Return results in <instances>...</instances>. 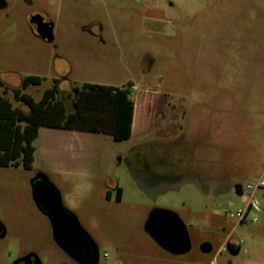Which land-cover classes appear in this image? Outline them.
<instances>
[{
    "label": "rangeland",
    "instance_id": "374dc122",
    "mask_svg": "<svg viewBox=\"0 0 264 264\" xmlns=\"http://www.w3.org/2000/svg\"><path fill=\"white\" fill-rule=\"evenodd\" d=\"M170 1L191 10L189 15L154 32L157 28L141 25L134 3L136 10L128 14L110 0H0V81L5 84L0 94L27 75L42 78L23 90L35 100L64 74L69 81L61 83L62 90L83 82L130 80L136 109L151 113L147 93L164 95L166 109L179 110L176 122L184 125L167 136L158 128L142 134L135 128L121 142L83 132L91 141L83 149L99 154L92 167L75 160L67 171L59 170L57 157L37 160L31 169L0 166V224L5 230L0 264H14L26 253L40 264H77L55 242L48 217L33 200L38 173L48 178L97 248L96 264H208L219 248L226 249L227 236L239 250H222L217 264H264V211L255 213L256 222L251 214L237 222L221 209L227 203L238 209L246 200L229 188L231 182L264 178V0ZM37 16L52 24V41L33 28ZM7 97L14 106L20 104L11 92ZM181 109L187 117L179 116ZM142 135L177 141L175 175L157 177L150 170L140 178ZM61 143L51 139L48 146L57 149ZM197 154L210 176L203 190L188 175L196 171ZM214 178L218 189L211 194L206 185L212 190ZM112 180L122 189L118 198L114 188L105 195ZM156 207L174 211L185 223L188 252L172 255L146 234L144 222ZM203 242L211 244L210 252L201 251Z\"/></svg>",
    "mask_w": 264,
    "mask_h": 264
},
{
    "label": "trees",
    "instance_id": "16d2710c",
    "mask_svg": "<svg viewBox=\"0 0 264 264\" xmlns=\"http://www.w3.org/2000/svg\"><path fill=\"white\" fill-rule=\"evenodd\" d=\"M61 80L54 78L38 100L23 90L29 85H39L42 82L40 76L27 75L19 86H5L8 91L4 89L0 94V166L31 169L35 150L33 141L40 126L108 134L114 141L130 137L132 82L122 86L83 82L62 97ZM0 85L5 84L0 81ZM9 92L19 105L14 106L9 100ZM241 184L234 185L236 193L240 192Z\"/></svg>",
    "mask_w": 264,
    "mask_h": 264
},
{
    "label": "crops",
    "instance_id": "0c3cea01",
    "mask_svg": "<svg viewBox=\"0 0 264 264\" xmlns=\"http://www.w3.org/2000/svg\"><path fill=\"white\" fill-rule=\"evenodd\" d=\"M111 4L120 9H124L130 13H134L133 3L138 6V10L136 12L140 15L141 25L149 28H157L154 32H158L162 28L168 26L172 27L171 23H175L179 20V18L186 17L189 15L187 10L188 8H184L181 5L174 6V4L170 0H110ZM199 2V0H193V2ZM218 23V20L215 21ZM171 24V25H170ZM95 26L99 27V30L102 28L101 24L95 22ZM62 80L59 82V88L61 90V96L64 97L66 92H72L74 87L63 89L62 82L69 81L66 74L61 75ZM127 82H131L130 80L124 81L120 84H107L113 86H122ZM68 84H70L68 82ZM67 84V85H68ZM71 85V84H70ZM69 85V86H70ZM72 91H69L71 90ZM131 89H134V84L132 83ZM132 94V91H131ZM145 100L148 106L151 107L150 112L147 114H142L139 109H136L135 102L133 100V116H132V126H131V135L129 138L121 140L126 141L129 140L133 132L136 128L137 134H142L147 128H158V132L163 136L165 133H175L177 129H183V124H180L177 121L178 111L177 109H171V111L166 109V106L169 105L168 99L164 95H158L157 93H147L145 96ZM154 112V113H153ZM179 116L187 117V111L185 109L180 110ZM83 132L80 130H71V129H60V128H52L46 126H40L38 129V134L36 139L33 141L34 145V159L33 164L36 163L37 160L44 161L48 158H58V169L67 171L69 169V165H72L75 160H80L81 167L94 166V162L96 163V159H98V152L96 150H92L91 148H87L89 151H85L83 148L85 145V141L91 142L85 138H83ZM108 135V134H107ZM111 139L113 137L109 135ZM150 135H142L140 140H146L138 145L140 149L137 151L138 154V168L137 172L140 178L143 180V176L145 172L153 170L154 174L157 173V177L159 176H167V175H175L174 169L177 168L179 150H177V141L172 140L170 138H159V139H150ZM167 136V135H166ZM51 139L60 140L62 143L58 146L57 149H51L48 146V143ZM117 141V142H121ZM186 141V140H185ZM189 141V140H188ZM76 142L79 143V147L75 146ZM149 146H146V145ZM176 146V147H175ZM152 150V153L147 152L146 150ZM150 155H153L154 158L151 159ZM189 156V150L187 153ZM194 156L189 157V161L193 160ZM196 160H193L196 163V171H192L189 173V177L191 180H194L195 184H197L200 189L201 186H204V183L207 184L209 181V177L207 176L208 172L206 171V166H204V161L199 158V154L195 156ZM113 161V160H112ZM122 161V157L119 156L118 160H115L114 163L119 164ZM84 165V166H83ZM68 166V167H67ZM154 168V169H153ZM57 169V170H58ZM129 169L134 170L135 168L130 167ZM156 169V170H155ZM52 170V169H51ZM62 172V171H61ZM151 173V172H150ZM159 179V178H158ZM214 183L211 188L208 189L206 185V192L213 194L218 188V180L214 178ZM236 183H240V181L235 180L231 182L230 189L235 193L234 185ZM230 184V180L228 182ZM109 188L105 191V195L108 191V196H111V189L114 188L117 192H121L122 189L119 185V182L116 180H112L109 184ZM203 190V189H202ZM224 245L226 246V251H229L231 254H235L239 250V244L237 241H231L228 236L224 239ZM159 247V246H158ZM161 249V248H160ZM163 250V249H162ZM216 254V252H215ZM214 254V255H215Z\"/></svg>",
    "mask_w": 264,
    "mask_h": 264
},
{
    "label": "water",
    "instance_id": "95a60500",
    "mask_svg": "<svg viewBox=\"0 0 264 264\" xmlns=\"http://www.w3.org/2000/svg\"><path fill=\"white\" fill-rule=\"evenodd\" d=\"M32 26L38 35L50 42L52 36V24L37 16L32 19ZM36 184L32 185V196L36 206L43 214H45L51 224L53 238L55 242L65 251L67 246L61 236L63 234L78 231L85 234V231L79 225L76 217L61 202L60 196L55 187L50 183L48 178L38 173L34 178ZM33 183V182H32ZM144 231L146 234L164 251L172 255H181L188 252L191 248L190 238L185 226L179 215L170 209L153 208L145 222ZM5 230L0 224V237L4 236ZM89 239V238H88ZM90 242H92L89 239ZM93 244V243H92ZM94 246V255L92 264H96L98 260V251ZM200 249L204 253L211 251V244L203 242Z\"/></svg>",
    "mask_w": 264,
    "mask_h": 264
},
{
    "label": "built area",
    "instance_id": "2783aa9c",
    "mask_svg": "<svg viewBox=\"0 0 264 264\" xmlns=\"http://www.w3.org/2000/svg\"><path fill=\"white\" fill-rule=\"evenodd\" d=\"M236 192V191H235ZM239 195L246 198L243 207L232 209L231 203L223 204L221 209L237 222H243L251 214L250 220L257 221L256 212L264 211V178L262 176L251 179L240 186ZM225 247L219 248L208 264H217V257Z\"/></svg>",
    "mask_w": 264,
    "mask_h": 264
},
{
    "label": "flooded vegetation",
    "instance_id": "af4514ba",
    "mask_svg": "<svg viewBox=\"0 0 264 264\" xmlns=\"http://www.w3.org/2000/svg\"><path fill=\"white\" fill-rule=\"evenodd\" d=\"M34 182L35 184L37 183V181ZM107 194L108 193H106V195ZM61 237L68 248L67 251H65L58 245L63 250L64 253H66L70 258H72L77 264H92V257L94 255V246L92 244L93 242L89 241L90 239L89 237L88 239L84 233L75 230L72 231L70 234L69 233L63 234V236ZM14 264H40V263L38 258L33 253H26L19 256L14 262Z\"/></svg>",
    "mask_w": 264,
    "mask_h": 264
}]
</instances>
